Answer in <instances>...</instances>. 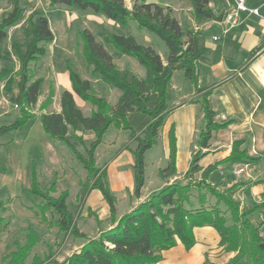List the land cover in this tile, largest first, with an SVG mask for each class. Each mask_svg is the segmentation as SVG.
I'll return each mask as SVG.
<instances>
[{
  "label": "trees",
  "instance_id": "1",
  "mask_svg": "<svg viewBox=\"0 0 264 264\" xmlns=\"http://www.w3.org/2000/svg\"><path fill=\"white\" fill-rule=\"evenodd\" d=\"M209 1L211 0H190V3L197 13L215 18L213 12L207 8ZM48 5L50 9L58 5L90 9L123 26L127 25L128 20H133L139 27L155 33L168 49L166 61L163 62L151 46L138 43L132 35L108 34V42L111 45L121 53L135 57L144 66L145 77L141 78L129 68L119 69L112 55L95 39L89 29L77 31L81 39L80 56L89 68L91 76L117 88L120 95L114 105L109 104L104 96L94 92L88 79L82 78L67 65L71 90L61 92V110L41 113L44 131L52 140L64 142L86 172V180L81 184L82 192L76 198L79 206L74 212L69 211L67 207V190L54 197L50 194L54 191V186L43 190L37 185L35 177L31 188L28 189L32 195L45 200V205L40 207L41 212L50 208L57 215L55 224L60 232L86 239L78 251L57 264H154L162 258L163 251L176 244L177 239L186 249L191 248L195 243L193 228L206 225L218 232L222 250L233 253L225 264H264V233L259 224H254L249 219V215L259 206L249 208L234 199L236 185L227 188V195L209 186L210 194L217 199L216 205L206 207V196L198 192L196 195L198 207L191 206L192 188L201 189L199 182L192 184L193 175L201 172V179L208 180L210 173L217 167L213 164L202 169L198 165L200 151L192 155L190 166L184 174L187 182L176 180L166 183L148 199L123 214L115 225L100 230L96 238H86V234L79 230L76 222L80 215L78 208L83 205L84 199L93 189L100 191L108 205L110 217L114 219L116 199L109 189L107 166H96L95 163L96 148L102 143L111 125L126 131L130 143H135L133 149L128 142L123 144L120 150H130L133 155V193L136 197L139 196L145 181V152L156 145L164 120L173 109L168 104L167 87L175 71L183 72L184 79L194 86L195 95L200 98L206 121L199 135L200 147L207 145L212 131L227 127L228 122L213 121L214 114L207 99L211 88L198 85V60L201 55L198 33L189 28L183 29L172 15L169 6L143 2L134 3L131 8H127L124 0H49ZM23 11L24 7L20 5V0H13L12 9L1 16L0 48L7 37L6 30L20 21ZM28 26L29 41L23 45L18 42L11 45L19 61V69L15 70L8 64L0 68V79L11 73L18 77L16 85L20 94V117L9 125L1 126L0 133L17 127L31 117L40 94L43 78H32L29 64L46 54V45L53 41L54 35L47 17L41 13L29 18ZM74 94L90 103L93 108L90 115L85 116L77 107ZM52 96L50 91L41 102L40 110L51 104ZM78 126L93 133L89 143L83 145L84 152H80L69 137V129L75 131ZM71 135L78 143L84 142L75 133ZM236 145L237 142H234L226 161L255 160L244 151H238ZM175 173L176 136L174 126L171 125L168 131L167 164L158 170V175L163 180H168ZM220 202L226 205L229 219L218 208ZM3 207L0 200V212ZM87 215H94L91 209H88ZM42 217L45 219L43 215ZM2 221L0 215V230ZM38 237L37 233L31 231L27 244L18 246L6 264H24L29 250L37 243ZM36 258L38 257L33 258V264L37 261Z\"/></svg>",
  "mask_w": 264,
  "mask_h": 264
},
{
  "label": "rangeland",
  "instance_id": "2",
  "mask_svg": "<svg viewBox=\"0 0 264 264\" xmlns=\"http://www.w3.org/2000/svg\"><path fill=\"white\" fill-rule=\"evenodd\" d=\"M136 1L143 3L150 0ZM156 1V3L166 6L162 4L165 0ZM166 1L168 2V0ZM48 3L49 0H20V5L24 7L23 16L18 23L6 30L7 37L0 48V68L8 64L15 70L19 69V61L14 50L11 49V45L14 42L22 45L28 42L30 38L28 19L39 13L45 15L55 40L46 45V54L43 57L29 64V71L32 78H43L40 91H47V94L52 91L50 106L55 103L59 104V98L64 89L71 90L67 65H70L82 78L88 79L94 92L104 96L109 104L114 105L120 95L117 88L105 83L102 79L96 80L91 76L89 68L80 56L81 39L77 35V31L83 28L89 29L95 39L103 44L119 69L129 68L138 77H145L144 66L135 57L123 54L111 45L108 42L109 33L132 35L138 43L151 46L160 55L163 62L166 61L168 49L164 41L155 33L139 27L133 20H128L127 25L123 26L90 9L76 8L73 11L76 14L74 15L65 12L63 8L66 7L63 5L50 9ZM173 5L175 12L171 8L172 15L180 19L183 29H187L189 23L188 0H178L177 3L173 2ZM12 7L13 0H0V19ZM70 16H74L75 19L69 21ZM182 74L181 70L176 73L172 79L173 83H180L178 76H182ZM17 80L18 77L13 73L0 79V127L9 125L20 117V94L16 85ZM169 98L172 99L171 90ZM74 100L85 116L90 115L93 109L90 103L83 101L76 94ZM39 106L35 105L32 109V116L17 127L0 133V200L4 206L0 212L3 220L0 230V264H6L18 246L27 244L31 231L37 233L39 237L37 243L29 250L24 264H33L35 256L38 258L34 264L62 263L69 255L77 251V245L82 239L60 232L55 224L57 215L50 208L41 212L40 207L45 205V200L28 192L34 177L37 185L43 190L53 185L54 191L50 194L54 197H57L61 191L67 190V207L69 211L74 212L79 206L76 198L82 192L81 184L86 180L85 170L66 144L62 141L52 140L44 131L41 123L42 111ZM71 133L72 131L69 130L72 142L80 152H84L83 145L85 143H78ZM85 142L89 143V140L86 139ZM128 142L130 146L127 132L111 125L102 143L95 151L96 166H107L109 189L116 199L115 214L118 212L122 215L128 211L130 203L136 198L133 193L134 188L131 189L129 186V183L133 181V155L130 150H120L121 146ZM134 147L135 143L132 142L131 148ZM163 151L161 139L159 145L147 153L145 162L147 163L148 181L146 192L143 190L144 193H147L156 176L155 160L157 159H154L153 155L157 154L163 157ZM161 165L162 168L166 166L164 159ZM201 178V172L193 175L192 184L199 182L198 185L201 189L192 188L191 194L195 198L198 192L205 195L206 207L214 206L217 202L216 197L210 194L209 186L219 193L228 194L226 185L219 182L212 183L209 179L202 180ZM187 181L188 179L184 182ZM99 194L100 200L106 202L100 192ZM87 196L83 205L78 208L80 215L76 218V222L78 228L81 227V230L91 236L89 239H92L97 237L94 234L96 217L91 215L87 218L86 214H88V209H91L90 205L98 207L95 206L98 200L92 194L88 198ZM218 208L224 213L227 209L223 202L218 204ZM228 255L232 256L233 253L225 251L222 254L214 253L211 257L212 261H206V264L209 262L225 264L231 257Z\"/></svg>",
  "mask_w": 264,
  "mask_h": 264
},
{
  "label": "crops",
  "instance_id": "3",
  "mask_svg": "<svg viewBox=\"0 0 264 264\" xmlns=\"http://www.w3.org/2000/svg\"><path fill=\"white\" fill-rule=\"evenodd\" d=\"M149 2L156 3L157 1L150 0ZM173 2L177 3L178 0H168V2L165 0L162 4L169 6L175 12ZM189 2L188 0V28L198 33L197 39L201 49L198 60V85L211 88L207 99L214 114L213 121L216 123L228 122V125L223 129L212 131L205 147L198 145L200 132L206 123L199 102L200 98L196 97L194 86L184 79L183 74L178 76L180 83H173L174 75L180 70L175 71L167 87L168 104L173 109L164 120L156 145L145 152L144 162L147 160V153L157 147L161 139L164 156L153 155V158L157 159L155 160L156 176L147 193L143 192L147 189L148 181L147 163L145 162L144 185L139 196L130 203L127 210L130 211L140 202L148 199L151 193L159 190L168 182L176 180L184 182L187 179L184 174L190 166L192 155L200 151L198 165L202 169L213 164L217 165L216 169L210 173L209 181L219 182L227 187L236 185L233 192L234 199L249 208L259 206L249 215V219L254 224H259L264 233V0H248L249 7H258V14L241 13L238 20L232 25H228L224 21V15L230 9L232 0H211L208 2L207 8L213 12L215 18H208L197 13ZM124 3L127 8H131L137 1L124 0ZM63 9L67 13L76 15L73 12L76 8L66 7ZM174 17L181 23L179 18ZM74 19V16L69 17V21ZM170 90L172 99L169 98ZM46 95L47 91H40L36 105H40ZM50 105L41 111L50 113L61 110L60 101L59 104ZM171 125L174 126L176 136V173L168 180H163L158 175V170L162 168L163 159L167 164L168 131ZM69 130L72 131V129ZM72 133L80 136L85 145L88 144L85 140L90 141L93 135L91 131H84L80 126ZM234 142H237L238 151H244L255 160L226 161ZM131 145L132 142L130 148ZM233 169H241V171L238 175H234ZM129 186L131 189L134 188V178ZM99 192V190L93 189L87 196L88 198L92 194L98 200L95 205L98 206L97 208L90 205L96 217V228L94 229L96 236L100 230L115 225L122 216L121 213L116 212L112 220L108 205L100 200ZM190 204L194 208L198 207L197 199L191 197ZM225 216L227 219L229 218L227 210H225ZM79 229L86 234V238L91 237L81 230V227ZM193 234L195 243L191 248L186 249L177 239L176 244L163 251L162 258L154 264H205L206 261H212L211 257L214 253L222 254L223 251L219 245L220 238L213 227L207 225L194 227ZM85 240L82 238L78 243L77 251ZM230 256L228 255V257Z\"/></svg>",
  "mask_w": 264,
  "mask_h": 264
},
{
  "label": "built area",
  "instance_id": "4",
  "mask_svg": "<svg viewBox=\"0 0 264 264\" xmlns=\"http://www.w3.org/2000/svg\"><path fill=\"white\" fill-rule=\"evenodd\" d=\"M248 0H232L230 9L224 15V21L228 25L234 24L241 13H253L258 14V7H249L247 5ZM241 169H233L232 173L234 175H238Z\"/></svg>",
  "mask_w": 264,
  "mask_h": 264
}]
</instances>
